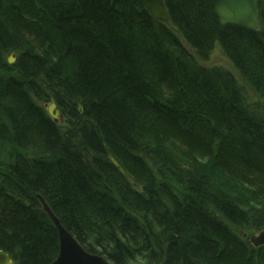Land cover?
I'll return each mask as SVG.
<instances>
[{
  "label": "trees",
  "instance_id": "obj_1",
  "mask_svg": "<svg viewBox=\"0 0 264 264\" xmlns=\"http://www.w3.org/2000/svg\"><path fill=\"white\" fill-rule=\"evenodd\" d=\"M164 3L169 24L142 0H0V251L13 264L58 257L39 196L110 264H264L232 228L264 230V0L259 32L222 24L216 0ZM216 48L238 76L200 64Z\"/></svg>",
  "mask_w": 264,
  "mask_h": 264
},
{
  "label": "water",
  "instance_id": "obj_2",
  "mask_svg": "<svg viewBox=\"0 0 264 264\" xmlns=\"http://www.w3.org/2000/svg\"><path fill=\"white\" fill-rule=\"evenodd\" d=\"M142 2L154 18L165 24L170 23L164 0H142ZM215 10L222 24L241 26L254 32L261 30L259 0H216ZM16 59V55L12 54L8 62L13 64ZM47 112L55 122L64 121L62 111L54 100L47 106ZM80 112L83 113L81 106ZM110 160L122 174H125L114 158L110 157ZM38 199H40L44 211L51 218L59 233V254L53 264H110L102 256L86 251L74 236L66 231L44 199L41 196ZM250 242L256 248L263 247L264 230L252 236ZM0 264H13L10 256L3 251H0Z\"/></svg>",
  "mask_w": 264,
  "mask_h": 264
},
{
  "label": "rangeland",
  "instance_id": "obj_3",
  "mask_svg": "<svg viewBox=\"0 0 264 264\" xmlns=\"http://www.w3.org/2000/svg\"><path fill=\"white\" fill-rule=\"evenodd\" d=\"M14 54V53H11L9 56H8V59L11 57V55ZM8 59H7V62H8ZM9 63V62H8ZM10 64V63H9ZM14 64V63H13ZM11 64V65H13ZM200 64L203 65V66H206V67H209V68H213V67H219V68H222V69H226V70H229L231 72H233L236 76H238L235 68L233 67V65L231 64V62L226 58L225 54L223 53L222 49L221 48H216L213 53L211 54L210 58L208 61L206 62H202L200 61ZM241 82V85H242V88H243V91L245 93V95L247 96V98L250 100V101H253V102H256L257 101V98L254 96V93L253 91L251 90V88L244 84L242 82V80H240ZM60 125H65V121L63 122H60ZM235 232H237L238 234H241V235H246V236H250L249 238H251L252 236L254 235H257L259 234V232H244L238 228H234ZM13 262V261H12ZM144 261L143 260H139L136 262V264H143Z\"/></svg>",
  "mask_w": 264,
  "mask_h": 264
},
{
  "label": "bare ground",
  "instance_id": "obj_4",
  "mask_svg": "<svg viewBox=\"0 0 264 264\" xmlns=\"http://www.w3.org/2000/svg\"><path fill=\"white\" fill-rule=\"evenodd\" d=\"M256 248V247H255Z\"/></svg>",
  "mask_w": 264,
  "mask_h": 264
}]
</instances>
